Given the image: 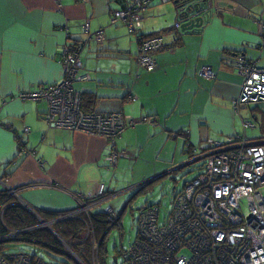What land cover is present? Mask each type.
I'll return each instance as SVG.
<instances>
[{
	"label": "crops",
	"instance_id": "crops-1",
	"mask_svg": "<svg viewBox=\"0 0 264 264\" xmlns=\"http://www.w3.org/2000/svg\"><path fill=\"white\" fill-rule=\"evenodd\" d=\"M136 1L142 0H0V192L15 193V204L38 222L76 208V197L94 196L100 183H106L109 199L101 209L117 211L114 204L129 195L125 212L139 194L157 187L172 195L185 183L177 187L174 174L190 156L246 136L244 122L254 128L260 118L258 105L235 113L232 101L243 82L236 56L264 69L257 24L264 0H213L209 25L193 34L178 31L179 38L167 32L176 17L170 0H148L138 10L135 35L124 22L111 23L114 11ZM101 30L104 41L98 44L93 35ZM136 35L163 39L152 72L137 64ZM71 44H82V73L88 76L74 90L92 94L86 105L95 111H120L131 122L115 142L114 150L125 154L114 167L106 164L111 145L105 139L51 128L43 119L44 100L16 99L60 82L63 48ZM203 66L215 72L213 80L199 76Z\"/></svg>",
	"mask_w": 264,
	"mask_h": 264
},
{
	"label": "built area",
	"instance_id": "built-area-1",
	"mask_svg": "<svg viewBox=\"0 0 264 264\" xmlns=\"http://www.w3.org/2000/svg\"><path fill=\"white\" fill-rule=\"evenodd\" d=\"M135 3L111 15V23L124 22L130 34H135L139 28L138 10L148 6V2ZM257 24L262 39L259 49L264 52V15ZM174 27L178 29V23ZM84 28L88 30V25ZM93 37L101 44L104 32L98 31ZM162 44L160 37L139 40L138 66L152 72L155 67L152 53ZM79 52L80 44L63 48V78L60 82L35 93H21L15 98L44 100L47 111L43 119L51 128L105 139L111 145V153L106 158V164L111 168L125 154L114 150V145L131 122L119 112L89 113L82 110L80 94L73 88L74 83L88 80V76L82 73ZM235 66L243 82L238 96L232 101L233 111L238 113L244 107L264 104V69L241 54L236 56ZM198 74L206 80L215 78V72L208 66L201 67ZM243 127L246 130L252 124L244 122ZM28 132V128L24 129L25 134ZM243 136L224 144L215 143L192 158L198 161L189 166L194 168L198 163V173L185 181L182 189L174 195L170 212L161 222L157 205L140 210L135 222L136 239L128 248L121 249L117 263L120 260V264H264V140L250 141L245 133ZM106 190V185L101 183L94 196L78 195L79 204L72 215L62 219L56 217L52 224L81 214L89 217L92 209L109 200ZM102 212L112 226L117 224L120 216L111 206H105ZM50 224L40 221L34 228L12 230L0 240L11 241L31 229L51 230ZM51 233L68 256L71 255L78 264H84L56 233L52 230ZM97 251L99 244L94 242L89 264H99ZM0 264L47 263L27 252H19L0 255Z\"/></svg>",
	"mask_w": 264,
	"mask_h": 264
},
{
	"label": "trees",
	"instance_id": "trees-1",
	"mask_svg": "<svg viewBox=\"0 0 264 264\" xmlns=\"http://www.w3.org/2000/svg\"><path fill=\"white\" fill-rule=\"evenodd\" d=\"M170 1L176 3L174 4L175 8L177 9L180 8L179 0H170ZM139 2L144 3V2H148V0H142ZM123 9H125V7ZM178 31H179V28L177 29L173 27V29H169L167 32L179 38L178 33H177ZM135 34H131V35H135ZM136 36H137L138 47H139V40L141 39H146V38L151 39L155 37H160L158 35L147 36V37H142L138 35ZM178 38H175V39H178ZM81 47H82V44H80V50H81ZM163 47H164V43L158 50L152 53V57L155 53L160 51ZM92 96H93L92 94H87V93L80 94L81 108L83 111L89 112V113L97 112L91 107H88L86 105V103H93L94 97ZM125 99L131 101L133 100V97L131 95L130 96L127 95ZM258 106H259L258 113H259L260 118L256 119L255 123H256V127L259 129V132L262 138H264V104L262 106L259 104ZM117 112L122 113L120 111H117ZM97 113H105V112H97ZM196 155H192V156L189 155L190 156L189 160L190 161L193 160L192 158L196 157ZM139 191H137L135 194H137ZM177 192L178 191L175 187L173 189L172 198L174 197L175 194H177ZM15 205L16 204L13 203L12 200L7 199V196L6 194H4V191L0 192V237L5 236L12 230L34 228L35 226L39 224V222L37 221L35 217H33L32 215L27 213L25 210ZM148 207L150 206H147V204H145L141 209L148 208ZM122 214L120 215L117 224L112 226L111 223L108 222L105 214L102 212L101 207L94 208L91 210V214L89 215V217H87L86 214H81L75 218L59 221L57 223H54L51 226V230L54 233H56L65 242L68 248L71 249V251L84 264L90 263L91 253H92V244L94 242L99 244V252L101 251V253H99L100 258L98 257V262L99 264H105V259L107 258V250H106L105 241L107 240V237H109L110 232L111 230H113L114 227H121L120 218ZM53 216L55 215L47 214L46 216H42V218L50 220L53 218ZM87 228H90L88 230L90 231L88 235L86 233ZM11 241L12 242L0 240V255H4L5 254L4 251L6 250L9 251L8 250L9 248L17 249V247L15 246V243H24V244L33 245L37 247V250H41L45 253L48 250L52 253L58 254L59 256L64 255L67 258H69L67 251L63 248V246L60 244L58 239L45 228L31 229L28 232L20 235L18 238H15ZM121 249L122 248H120L118 253H120ZM116 251H117V248H116ZM19 252L21 253L27 252L28 255H32L34 258L41 259L47 264H69L67 261H60V260H56L55 262L53 261L51 262L50 260L46 261L43 258H41L37 252L32 251V254H31L29 250H26V251L17 250L15 252L12 251L9 253H19Z\"/></svg>",
	"mask_w": 264,
	"mask_h": 264
},
{
	"label": "rangeland",
	"instance_id": "rangeland-1",
	"mask_svg": "<svg viewBox=\"0 0 264 264\" xmlns=\"http://www.w3.org/2000/svg\"><path fill=\"white\" fill-rule=\"evenodd\" d=\"M169 25V24H168ZM254 124H256L254 122ZM253 124V125H254ZM246 137L248 140L250 141H263L262 140V136L259 132V129L255 126L254 128H249L246 131ZM164 147V145L162 146V148ZM166 150H162V154H163V159L164 155H165ZM201 163V162H200ZM199 163V164H200ZM198 166V163L195 164L194 168H192V166H188L185 167L184 169H181L179 172H176L174 175L177 179H179L180 181L177 183V187L182 186L184 181H188L192 178H194L197 175V171H196V167ZM128 176V172L126 174V177ZM158 177V176H156ZM154 177V178H156ZM101 184V183H100ZM106 185V183H103ZM171 185V189L174 188L175 183H169ZM173 187V188H172ZM7 199L12 200L13 203H15V193L11 192V191H5ZM136 194H133L132 196H134ZM140 195V194H139ZM129 195H124L123 197H120V199L118 200L117 204L115 205V209L117 210V212L119 213V216L122 214L123 218L121 223H122V227L121 229H119V227H114L113 230H111L109 237H107L106 242V250H107V258L105 259V264H113L112 262V258L113 257H117L119 255L118 251L120 250V248H128L130 244H132L137 236V227H136V219L139 216L140 210L143 207L144 203L146 201H148L146 204L147 206H152V205H157L159 207V220L160 222L163 220V218H165L169 212L170 209L172 207V195L171 192H169V194H167L166 190H163L160 187L155 188L154 190H152L151 192H145L142 195L138 196L135 204L131 205V207L126 209L125 212H121L123 206H124V202L126 201V199L128 198ZM15 198V199H14ZM75 209V208H74ZM70 210L67 212H61V213H54L53 218L50 220L47 219H43L42 216V220L45 222H51V224L49 225L52 226V221L56 218L59 217L58 219H62L64 218V216H69L72 215V211L74 210ZM36 213V212H35ZM36 218V217H35ZM38 220V218H36ZM12 242V241H10ZM16 248H9V251H4L5 254L12 252V251H26L29 250L30 252L34 251L37 252L38 255L43 258L46 261H53L55 262L56 260H60V261H67L69 264H78V262H76L74 260V258L69 255L70 257L67 258L64 255L59 256L56 253H52L50 251H46L43 252L41 250H37V247L30 245V244H24V243H15ZM117 248V251H116ZM68 249V248H66ZM116 251V252H115ZM98 255L99 253H101V251H97ZM100 258V256H99ZM118 264H120V260H118Z\"/></svg>",
	"mask_w": 264,
	"mask_h": 264
},
{
	"label": "water",
	"instance_id": "water-1",
	"mask_svg": "<svg viewBox=\"0 0 264 264\" xmlns=\"http://www.w3.org/2000/svg\"><path fill=\"white\" fill-rule=\"evenodd\" d=\"M176 4V3H174ZM180 8H175V23L179 25V32L180 35L187 34V33H197L202 31L213 19V10L215 9L214 2H208L206 0H179ZM91 43V38L86 40V45ZM198 161V159H196ZM196 160L190 161L187 164L178 167L179 172L181 169L188 167L189 165L193 164ZM155 179H153L154 181ZM151 181H147L145 184L150 183ZM129 201L124 205L122 209L127 207ZM20 207L21 209L25 210L19 205H15ZM29 212L28 210H25ZM30 213V212H29ZM36 217V216H34ZM51 232V230L48 229ZM113 264H117V257L112 258Z\"/></svg>",
	"mask_w": 264,
	"mask_h": 264
}]
</instances>
